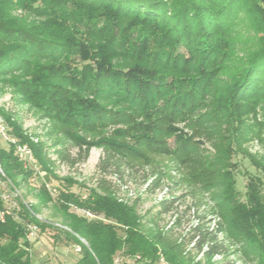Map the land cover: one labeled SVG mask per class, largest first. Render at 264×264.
Returning a JSON list of instances; mask_svg holds the SVG:
<instances>
[{"label": "trees", "instance_id": "trees-1", "mask_svg": "<svg viewBox=\"0 0 264 264\" xmlns=\"http://www.w3.org/2000/svg\"><path fill=\"white\" fill-rule=\"evenodd\" d=\"M262 1L0 0V83L66 127L91 133L111 120L123 125L115 130L119 137L132 139L140 131L138 137L145 139L139 142L149 147L161 143L157 137L175 121L190 120L232 57L237 27L245 25L253 28L254 36L235 60L231 86L221 99L234 136L246 122L243 113L255 115L259 110L264 117ZM17 10L28 18L16 14ZM7 119L19 141L31 146L35 164L24 167L13 147L0 144L5 174L19 191L30 185L34 175L42 181L32 201L22 192L15 197L18 209L0 198V206L7 208L0 222V264H32L29 223H36L39 231L50 227L67 233L73 244L81 246L74 264H110L118 253L122 264H156L159 253L171 264H203L190 260L181 241L173 238V228L146 227L155 220H145L146 214H139L136 204L112 194L91 189L80 196L70 189L75 181L69 177L61 178L68 184L55 199L64 213L61 223L69 230L39 218L41 207L54 200L49 181L57 177L56 160L49 146L34 141L17 121ZM69 137L79 146L75 161L85 160L94 146L108 145L129 154L140 149L111 136L94 142L71 132ZM53 153L64 155L61 149ZM248 158L255 170L244 171L248 178L244 200H237L228 225L211 229L201 217L185 236L192 247H206L203 259L227 256L230 250L224 238L237 234L247 252L258 258L257 264H264V167ZM237 171L228 159L221 170L232 182L231 191L239 192ZM175 199L160 200L156 215L169 211ZM71 207L89 210L96 217L89 219ZM137 254L140 258H135Z\"/></svg>", "mask_w": 264, "mask_h": 264}, {"label": "rangeland", "instance_id": "rangeland-1", "mask_svg": "<svg viewBox=\"0 0 264 264\" xmlns=\"http://www.w3.org/2000/svg\"><path fill=\"white\" fill-rule=\"evenodd\" d=\"M262 5L264 6V0ZM16 14L28 18V14L21 10H17ZM236 30L238 41L232 50L233 55L207 96L199 102L191 115L192 119L187 122L175 121L174 126L168 131H161L163 135L157 137L161 143L156 142V145L149 147L139 142V139H145L138 137L143 134L140 131L135 132L136 137L132 139L129 136L119 137L115 130L123 125L112 123L111 120L91 133L66 127L61 122L48 118L42 110L22 102L16 90L0 83V113L10 129L13 127L8 117L17 121L34 141H42L49 146L56 160L54 172L57 177L51 176L49 181L54 200L41 207L39 216L54 223L64 220V213L56 205L55 199L63 185L68 184L61 178L69 177L75 181L70 189L80 196H86L91 189L102 194H112L129 204H136L139 214H146L145 220H155L152 224L147 223L146 227L160 230L173 228V238L181 241L182 248L191 261L202 260L203 264H257L258 258L252 252H247L249 248L244 247L242 237L237 234L229 240L224 238V234H220L219 237L224 238L230 252L225 257L215 255L210 260L203 259L205 246L203 250H198L192 247L193 244H187L185 237L190 227L201 217H204L206 225L211 229H215L218 224L227 226L236 209L237 200H244L243 192L248 179L244 171L255 170L248 156L264 167L263 115L259 110L255 115L243 113L241 117L246 122H241V127L233 136L230 133L231 118L227 108L221 103L222 93L232 83L235 60L254 36L252 27L241 25ZM69 132L89 142H94L101 136L116 137L117 142L126 141L140 149L136 154H129L108 145L94 146L85 160L75 161L74 159L79 158V146L69 137ZM187 143L188 146L183 147ZM2 145L7 147L4 143ZM55 149H61L65 157L54 154ZM227 159L238 170L236 183L239 192L231 191L233 186L229 182V176L221 172ZM262 176L264 180V175ZM41 181L40 176L34 175L30 179V185L21 188L20 192L32 201V195ZM6 192L11 195V202L16 201L12 188H6ZM170 197L176 198L173 207L156 215L158 202ZM71 211L85 215L83 209L71 207ZM70 240L67 233L54 228L39 231L37 238L31 241L32 264H74L80 253L74 250L75 244ZM84 241L87 243L85 239ZM118 255L122 257L120 253Z\"/></svg>", "mask_w": 264, "mask_h": 264}, {"label": "built area", "instance_id": "built-area-1", "mask_svg": "<svg viewBox=\"0 0 264 264\" xmlns=\"http://www.w3.org/2000/svg\"><path fill=\"white\" fill-rule=\"evenodd\" d=\"M2 143L7 145V149L10 147L14 148V153L16 154L18 159L22 162L24 167H30L35 164V158L31 146L28 143H22L19 141L18 137L12 133L9 125L7 124V122L0 113V144ZM0 187H2L3 189L12 188L15 197L18 195L21 196V192L13 188V184L5 174L1 163H0ZM10 196L11 195L7 193L6 190L0 192V198H3L5 201L9 202V204H11V208L18 209L19 207L17 205V202L16 201L11 202ZM83 211L85 212L86 216L90 218L95 217V214H93L89 210H83ZM6 213H7V208L0 206V222H3L5 220ZM37 216L41 218L39 214H37ZM54 224L58 227L69 230L68 226L62 224L61 222H55ZM38 231H39V227L36 223L27 224V237L30 241L35 240L37 238ZM82 240L84 241L83 238ZM74 250L76 252H80L81 246L79 244H75ZM135 258H140V255L139 254L135 255ZM110 264H122V257L120 256L115 257L113 262ZM156 264H171V263L162 253H159V258Z\"/></svg>", "mask_w": 264, "mask_h": 264}]
</instances>
